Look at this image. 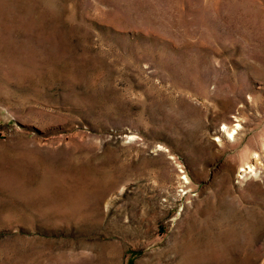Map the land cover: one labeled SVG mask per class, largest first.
Listing matches in <instances>:
<instances>
[{"label": "rangeland", "instance_id": "374dc122", "mask_svg": "<svg viewBox=\"0 0 264 264\" xmlns=\"http://www.w3.org/2000/svg\"><path fill=\"white\" fill-rule=\"evenodd\" d=\"M0 264H264V0H0Z\"/></svg>", "mask_w": 264, "mask_h": 264}]
</instances>
